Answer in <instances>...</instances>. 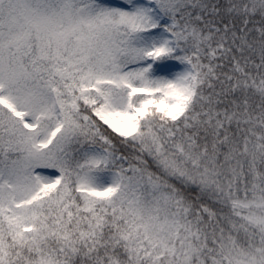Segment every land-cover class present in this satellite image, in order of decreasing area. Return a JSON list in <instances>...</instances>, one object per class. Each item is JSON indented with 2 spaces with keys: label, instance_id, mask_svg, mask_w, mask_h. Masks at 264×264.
Returning a JSON list of instances; mask_svg holds the SVG:
<instances>
[{
  "label": "snow or ice",
  "instance_id": "6c2138e0",
  "mask_svg": "<svg viewBox=\"0 0 264 264\" xmlns=\"http://www.w3.org/2000/svg\"><path fill=\"white\" fill-rule=\"evenodd\" d=\"M0 264H264V0H0Z\"/></svg>",
  "mask_w": 264,
  "mask_h": 264
}]
</instances>
